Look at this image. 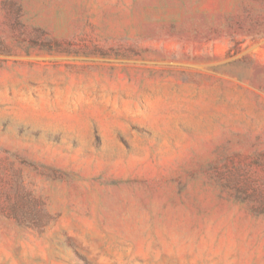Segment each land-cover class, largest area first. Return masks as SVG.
<instances>
[{
    "label": "rangeland",
    "instance_id": "374dc122",
    "mask_svg": "<svg viewBox=\"0 0 264 264\" xmlns=\"http://www.w3.org/2000/svg\"><path fill=\"white\" fill-rule=\"evenodd\" d=\"M0 264H264V0H0Z\"/></svg>",
    "mask_w": 264,
    "mask_h": 264
}]
</instances>
